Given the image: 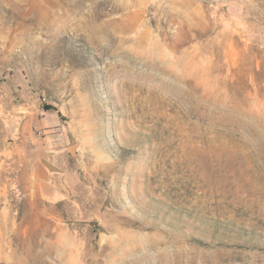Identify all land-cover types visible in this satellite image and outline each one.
Listing matches in <instances>:
<instances>
[{"label": "rangeland", "instance_id": "obj_1", "mask_svg": "<svg viewBox=\"0 0 264 264\" xmlns=\"http://www.w3.org/2000/svg\"><path fill=\"white\" fill-rule=\"evenodd\" d=\"M0 264H264V0H0Z\"/></svg>", "mask_w": 264, "mask_h": 264}, {"label": "water", "instance_id": "obj_2", "mask_svg": "<svg viewBox=\"0 0 264 264\" xmlns=\"http://www.w3.org/2000/svg\"><path fill=\"white\" fill-rule=\"evenodd\" d=\"M71 146H75V145H69L68 146V150L71 153H74V151H71V149H70ZM46 164H48V163H46ZM48 166L50 168H52L51 165L48 164ZM47 187H50L51 189L48 190ZM39 191H40V194H41L42 197H45V198H47L49 200H53L54 198H56V197H58L60 195V193L58 192L57 189L52 188L48 183L43 182V181L39 182Z\"/></svg>", "mask_w": 264, "mask_h": 264}, {"label": "bare ground", "instance_id": "obj_3", "mask_svg": "<svg viewBox=\"0 0 264 264\" xmlns=\"http://www.w3.org/2000/svg\"><path fill=\"white\" fill-rule=\"evenodd\" d=\"M185 68L187 69V66H185ZM188 70V69H187ZM194 70V69H193ZM186 72V71H185ZM72 149V148H71ZM48 190H50L51 188L50 187H47Z\"/></svg>", "mask_w": 264, "mask_h": 264}, {"label": "crops", "instance_id": "obj_4", "mask_svg": "<svg viewBox=\"0 0 264 264\" xmlns=\"http://www.w3.org/2000/svg\"><path fill=\"white\" fill-rule=\"evenodd\" d=\"M49 185H50L52 188L56 189L54 185H52V184H50V183H49Z\"/></svg>", "mask_w": 264, "mask_h": 264}]
</instances>
